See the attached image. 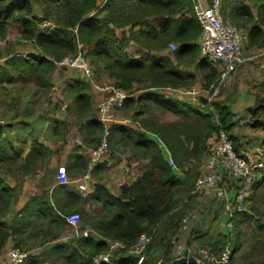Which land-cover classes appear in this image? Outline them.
Here are the masks:
<instances>
[{
  "label": "trees",
  "instance_id": "obj_1",
  "mask_svg": "<svg viewBox=\"0 0 264 264\" xmlns=\"http://www.w3.org/2000/svg\"><path fill=\"white\" fill-rule=\"evenodd\" d=\"M257 1L261 2L259 17H263L264 0ZM37 9H42L41 13ZM191 9L189 0H0V43L6 42L11 23L21 26L20 40L8 47L0 46V253L14 242L21 249L41 251L35 255L28 252L22 264H92L94 256L105 253L106 241H120L131 247L142 235L153 231L156 236L147 246V258L142 264L172 261L166 254L169 243L163 255L159 253L165 239L159 237L160 232L175 233L188 208L182 202L198 198L191 192L219 132L232 141L239 155L233 115L226 103L199 99V106H190L158 92L191 89L197 82L193 75L183 76L178 71L181 65L195 64L200 56L201 30ZM186 14L191 20L185 19ZM43 21H53L54 28L38 32L37 26ZM258 22L264 26V22ZM229 25L244 34L248 48H264V31L251 28L247 33L237 27L241 24ZM25 43L31 44L35 53L10 54L13 47ZM132 44L136 54L128 56L126 51ZM170 44H175L174 52L161 54ZM78 53L89 64L96 82L105 78L130 96L122 110L132 114L139 131L132 126L113 125L109 147L115 152H129L131 162L141 166L140 174L121 188L117 198L101 184H95L88 196L94 204L89 212L81 208V198L74 190L57 185L51 195L44 192L27 198L14 214L26 177H36L50 166L54 147L63 144L68 136L67 120L49 117L45 108L53 105L52 75L63 69L57 63ZM208 69L202 85L206 91L217 84L222 74ZM90 90L88 82L70 80L63 90V100L69 102L65 104L66 111L81 123V145L93 151L100 144L103 128L93 112ZM255 106L250 111L251 119L256 118L251 127L262 129L257 115L264 113V98L257 99ZM157 139L178 168L190 166L184 174L170 171ZM87 165L75 154L65 168L67 176H83ZM10 181L20 189L12 187ZM51 183L48 179L39 181L40 186ZM259 189H264V174L254 184L246 212H230V233L218 235L210 246L209 254L217 261L213 264H237L238 258L242 259L240 264H264V223L257 215L258 208L250 206ZM70 214L79 215L81 231L90 228L97 237L55 243L67 229L63 216ZM174 220L177 227L170 231L168 223ZM244 224L255 225L256 232H241ZM247 244L251 248L245 255ZM112 264L136 261L126 252H118Z\"/></svg>",
  "mask_w": 264,
  "mask_h": 264
},
{
  "label": "built area",
  "instance_id": "obj_2",
  "mask_svg": "<svg viewBox=\"0 0 264 264\" xmlns=\"http://www.w3.org/2000/svg\"><path fill=\"white\" fill-rule=\"evenodd\" d=\"M193 2H195L196 17L201 30L198 41L200 55L214 66L221 67L222 74L217 83H222L248 60L244 51V34L222 19L220 13L221 0H211L209 4L202 0H193ZM39 26L41 27L40 32L46 33L54 28V23L43 21ZM175 48L174 44L169 45L170 51L174 52ZM78 49H81L80 45ZM261 59H263L261 61V69L264 72V52L261 54ZM57 66L67 70H79L91 88L102 96V99L98 102L96 118L103 128V136L98 148L91 151L89 155L87 172L78 178H68L65 167H60L57 169L56 176L58 185H74L80 197H88L93 190L91 183L94 168L112 153L109 147V130L113 125L118 124L113 114L122 110L125 101L130 96L124 90L114 86H99L96 84L89 64L80 53L73 57L64 58L57 63ZM167 91L174 92L180 97L194 98L197 94L196 91L190 89L158 90L160 94ZM216 93L217 89L210 98L214 97ZM210 98L207 100L208 102ZM61 110H66L65 104L61 106ZM156 142L162 150L165 164L170 171L177 175H182L181 169L176 166L164 144L159 139ZM258 154L260 156L259 160L255 162L246 161L234 152L232 141L224 133L219 132L217 143L206 157L202 174L196 180L191 194L197 197L211 196L216 200H220L224 209L228 212H246V204L252 194L254 184L260 175L264 174V148ZM122 162L125 164L124 174L129 178L130 182L134 181L139 175H133L131 161L122 160ZM230 178L236 182L233 196H230V188L234 186L228 181ZM63 219L66 227L70 230V239L88 238L89 236L97 237V234L91 229L80 230L78 214L63 216ZM202 223L201 217L195 212H187L180 218L178 229L169 242L172 260L195 257L191 256L190 250L185 247L180 237L201 231ZM154 236L156 235H154L153 231L142 235L138 242L131 247H126L120 241H106L107 249L105 253L94 256L92 264H112V258L118 252H126L128 256H131L136 261V264H142L147 258V246L151 243ZM207 255H210L209 252ZM27 256L28 252H24L23 249L16 245H10L5 252L4 264H22ZM208 261H210L209 258Z\"/></svg>",
  "mask_w": 264,
  "mask_h": 264
},
{
  "label": "rangeland",
  "instance_id": "obj_3",
  "mask_svg": "<svg viewBox=\"0 0 264 264\" xmlns=\"http://www.w3.org/2000/svg\"><path fill=\"white\" fill-rule=\"evenodd\" d=\"M37 10L39 13H41V11H42V9H37ZM38 17L42 18V15L38 14ZM50 21H46V22H50ZM52 23H53V21H52ZM40 28L41 27L38 24V26H37L38 32H40ZM20 39H21L20 23H11L10 27H9V32L7 34L6 42H1L0 46L2 48L8 47L10 44H15V42H17ZM80 52H82V49ZM33 53H35V50L31 46V44H28V43H25L24 45H18L16 47H13V49L10 52V54H22L24 56H29ZM0 64H1V62H0ZM206 64L210 65L208 62ZM91 72H92V69H91ZM76 78H78V77L74 74V72L69 71L66 68L62 69V70L58 69L52 75L51 82H52L53 86H52V89L50 91V96L52 98L53 105L52 106H46L45 111H47L49 113V117H55V118L60 119V120H67L68 124H70L69 133H68V136H67V138L63 144H60V145H57L54 147L55 154L53 157L52 164L50 166L46 167L38 176L26 177L25 183L23 184V187H21V191H20V196L25 200H27V198H29L31 196L39 195L42 193V190L38 185V182L40 180L48 179L53 184L57 185V179H56L57 169H59L60 167L66 168V166L71 163V157L74 156L75 154H77V156H79V157L81 156V158H83L87 162L89 160L88 154H89V150L90 149L92 150V148H86V147L83 148L81 145L80 131H79V126H81L80 125L81 123H78L76 118L73 115H70L68 111H66V110L62 111L61 110V106H63L64 104H66L68 106V103H69V102L63 100V90H65V86L68 84V82L70 80H74ZM227 80H224V82H222V83L218 82L216 84V86H213L214 88L211 90V92H208L207 96L205 95L207 97V100H208L210 98V96L214 93V91L217 89L216 95L214 97L210 98L209 102H211V103L214 101L220 102L219 98L222 97L224 90H225V93H224L222 99L233 94L232 88L228 84H226ZM96 84H98L99 86H103V85L113 86L105 78H103L102 81H97ZM185 89H189V88H185ZM185 89L183 88L182 90H185ZM196 90L195 91L197 92V94L200 95V98H198V99H202L201 96L203 94V89L202 88L200 89L198 87ZM238 92L239 91H237L234 94V100L233 101L236 100ZM188 99H190V97L185 96V97H183L182 101H178V102L181 104H184V103H187ZM56 105L58 106L57 110L55 109ZM97 106H98V104L95 101H93V112H95V113L97 111ZM59 107H60V109H59ZM237 112H239V111H237ZM125 115H130V114H127L125 110L117 111V112H114V114H113L117 123H119L120 120L125 119V117H124ZM245 116L246 117L239 119L240 121H242V125L238 126V128L240 129L239 132H241V134H246V135H251V136L252 135H256L258 137L263 136L262 133H264V130H261L260 128L259 129H252V127H251L253 120H256V118L254 117L252 120L251 118L249 119V117H248V119H247V116H249L247 113ZM257 116H259L257 120L259 122H261L262 124H264V113L261 115H257ZM166 120H168V119H166ZM247 120H248V123H246ZM47 126H48V122L45 123V127H47ZM133 128H134V130L139 131L136 125H134ZM248 130H250V131H248ZM257 131H260V132L256 133ZM41 143L43 144L42 141H41ZM51 147H53V146H51ZM111 152L112 153H110L109 156L105 157L101 163V164H105L104 165L105 167L101 170V175L104 174L102 176H109V175H112L113 173H117L116 166L118 165V163L120 161H122V160L131 161V158H130L131 154L130 153L120 154L119 152H115L112 149H111ZM130 164H132L133 175L137 176L138 175L137 172L139 171L140 168L139 167L135 168V163H133V162H130ZM189 168H190V166L186 165L185 167L181 168V171L184 174V172L186 170H188ZM10 178L11 177H9L8 180L13 179V178L12 179H10ZM99 178H101V177H99L94 172L93 177H92V183H91L92 187L95 184H97V181H98L97 179H99ZM11 186L16 188V189H20L18 184H15L14 182H11ZM24 186L26 189V193L22 194ZM68 187L77 193L74 185H69ZM257 193H258V195H257L258 197H255V200L250 202L251 203L250 206L251 207L256 206L258 208L257 215L261 218L262 223H264V189L263 190H261V189L257 190ZM252 194H253V192H252ZM80 198L82 200V204H80V205L83 207V209L86 212H89L90 210H92L94 208V204H93L92 199H90L89 197H80ZM190 201L191 200H189V199L188 200L184 199V201L182 202L183 207H185V206L188 207L186 209L185 213L195 212L196 214H198L201 217L202 222H203L202 228H201V231H199L197 233H192L191 235H189V234L182 235L180 237V240L184 243L185 247L190 250L191 256H195L193 258H195L199 264H213L216 261V258L213 259L211 257V255H207V254L209 252L210 246H212V244L214 243V241L216 240V237L218 235H226L227 236L230 233V230H231V223H230L231 214H230V212H228L224 209L222 201L216 200V199L212 198L211 196H208V197L203 196V197H200V199L199 198H197V199L193 198V200L191 202ZM81 224H82V221L80 219V228H81ZM168 227L171 228L170 231H172V229H174V228L176 229V227H177L176 220H174V222L169 221ZM85 230H90V228H86ZM241 232H244L247 235H249V233H251V232L255 233L256 232L255 225L252 224L251 227H248L247 224H244ZM173 234L174 233L164 234L163 231L160 232L159 237L165 238L162 241L161 247L159 248V253L161 255H163L164 246H165L166 242L167 243L170 242ZM70 238H71L70 237V230L67 228L64 231L63 235L57 241H55V243H57V244L69 243L71 241ZM167 239H168V241H167ZM10 245L15 246V243L12 242V244H10ZM250 248H251L250 244H247L245 246V251H244L245 255L249 254ZM23 251L24 252H30L34 255L36 253L41 252L40 249H37V250L23 249ZM170 252H171V245H168V248L166 250V254H170ZM208 258L210 259V261H208ZM176 260H178V259H176ZM172 261H174V260H172ZM172 261H170L169 263H171ZM241 262H242V259L238 258L237 264H240Z\"/></svg>",
  "mask_w": 264,
  "mask_h": 264
},
{
  "label": "crops",
  "instance_id": "obj_4",
  "mask_svg": "<svg viewBox=\"0 0 264 264\" xmlns=\"http://www.w3.org/2000/svg\"><path fill=\"white\" fill-rule=\"evenodd\" d=\"M202 1H205V3L209 4L211 0H202ZM189 2L191 5V8H192L191 12H192L193 19H194L195 23L199 26L198 20L196 17V12H195V2H193V0H189ZM260 5H261V2H259L257 0H221V7H220L221 17L224 21L226 20V22H228L229 24L230 23L235 24V25L241 24V26H237V27H241L242 30L244 29L247 33L249 32V30L251 28H256L258 30L264 31V26H262V24L260 22H258V20H260L261 22H264V12L262 14L263 17H259L261 8L260 9H258V8L260 7ZM246 15H249L250 17H247ZM185 19L191 20V16L186 14ZM232 26H234V25H232ZM246 32H245V34H246ZM119 33L120 32L117 31L118 35H119ZM136 50H137L136 46H134L132 44L130 46V48H128L126 53L128 56L134 55V54H136ZM244 51H245L246 58H248L246 63H244L242 66L238 67L239 69L237 68L232 74H230L225 79V80L228 79L226 81V84H228L232 88L233 94L222 99V97L225 93V90H224L222 97L219 98V101L222 103H226L229 111L233 115L232 121L235 125L233 136H234V139L236 140L237 151H238L239 156H241L242 158H244L248 162H255V161L260 159V156L258 153L260 152V150L262 148H264V133H262L263 136H260V137H258L256 135L251 136V135L241 134V132H239L240 129L238 128V126L242 125V121H240L239 119L246 117L245 116L246 113L249 115V116H247V119H248V117H249V119L251 118L250 117V114H251L250 111L253 108H256V106H255L256 100L264 98V72L261 69V61L263 60V59H261V54L264 52V48H259V47L248 48L247 43H245V50ZM171 53H172V51H170L169 46H168V49L165 50V52H163L161 54L169 55ZM207 62L210 65H207L206 64ZM208 68H214L218 72L221 71L220 66H218V67L214 66L209 61L203 59L200 55L199 59L196 61L195 64L183 65V66L181 65L178 67V71L183 76L191 74L195 77V80H197V82L190 89V90L195 91L198 87L200 89L202 88L201 86L204 84L203 80L208 73V70H209ZM69 71H73L74 74L78 77L74 80L86 82V80L84 79V76L82 75V73L79 70H69ZM213 86H216V85L212 84L211 86H209L207 91L202 88L203 89V94L201 96L202 99L207 100L206 96H207L208 92L211 91ZM237 91H239V92L237 94L236 100L233 101L234 100V94ZM90 94L92 96V101H95L97 104L102 99V96L99 93L95 92L92 88L90 90ZM162 95L170 97L174 101H177V102L182 101V99H183V97L177 96L174 92H168L167 91L165 93H162ZM198 98H200V95L196 94V96L194 98L188 99L186 104H189L190 106H199L198 105L199 104ZM237 111H239V112H237ZM127 114H130V115H125L124 116L125 119L120 120V122L117 125L132 126V129L134 130L133 126L136 124L133 121L132 114L131 113H127ZM260 114H262V111ZM246 123H248V120L246 121ZM261 130H264V124H263ZM248 131H250V130H248ZM135 132H137V130H135ZM258 132H260V131H257L256 133H258ZM82 147L85 148L84 146H82ZM90 150H89L88 156L90 155V153L92 151V150L91 151ZM125 153H129V152L125 151V152H122L120 154H125ZM102 161L99 163V165H98L99 169L96 171V174L99 177H101V178L97 179L98 180L97 184L99 183L102 186H104L109 191V193L111 195H113L114 197L117 198L120 196L121 188L125 185L130 184L129 178L124 174L125 164L122 161H120L118 163V165L116 166L117 173H113L112 175H109V176H102L104 174L101 175L100 167L102 165H105V164H101ZM143 164H146V162L145 163L143 162ZM138 167L140 168L141 166L138 165V163H136L135 168H138ZM137 173H138V175L140 174V169ZM228 181H230V183H232V185L234 184V186L232 188H230V196H233L234 189H236V182L232 178H230ZM24 183H25V181H24ZM38 185L41 188L42 193L45 192L47 195H51L52 189L55 186H57L58 184L56 185V184L51 183L48 186H40V184L38 182ZM64 186H66V185H64ZM22 187H23V185H22ZM66 187H68V186H66ZM25 193H26V189L24 186L22 194H25ZM198 198L200 199V197H198ZM26 201L27 200L23 199L20 196L18 203L14 206L12 212L14 214L18 213L22 209V207L25 205ZM81 204H82V200H81ZM81 208L83 209L82 206H81ZM10 244H12V242H9L6 245V247L2 250V252L0 253V264H4L5 252L7 250V247H9Z\"/></svg>",
  "mask_w": 264,
  "mask_h": 264
},
{
  "label": "water",
  "instance_id": "obj_5",
  "mask_svg": "<svg viewBox=\"0 0 264 264\" xmlns=\"http://www.w3.org/2000/svg\"><path fill=\"white\" fill-rule=\"evenodd\" d=\"M169 264H199L195 258L189 257V258H180L178 260H174Z\"/></svg>",
  "mask_w": 264,
  "mask_h": 264
}]
</instances>
